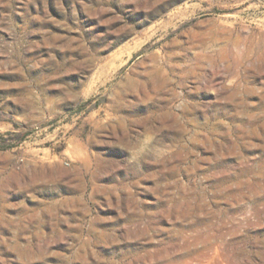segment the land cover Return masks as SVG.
Instances as JSON below:
<instances>
[{
	"label": "rangeland",
	"instance_id": "1",
	"mask_svg": "<svg viewBox=\"0 0 264 264\" xmlns=\"http://www.w3.org/2000/svg\"><path fill=\"white\" fill-rule=\"evenodd\" d=\"M0 264H264V0H0Z\"/></svg>",
	"mask_w": 264,
	"mask_h": 264
},
{
	"label": "bare ground",
	"instance_id": "2",
	"mask_svg": "<svg viewBox=\"0 0 264 264\" xmlns=\"http://www.w3.org/2000/svg\"><path fill=\"white\" fill-rule=\"evenodd\" d=\"M153 80H156V76L153 78ZM151 115V114H150ZM145 116V115H144ZM149 119V116H146V117H144V120H148ZM146 122V121H145ZM144 121H143V123H145Z\"/></svg>",
	"mask_w": 264,
	"mask_h": 264
}]
</instances>
